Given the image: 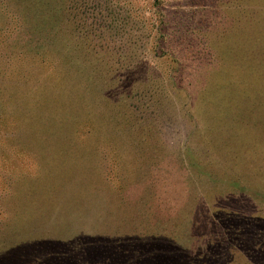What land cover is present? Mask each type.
<instances>
[{"label": "rangeland", "instance_id": "rangeland-1", "mask_svg": "<svg viewBox=\"0 0 264 264\" xmlns=\"http://www.w3.org/2000/svg\"><path fill=\"white\" fill-rule=\"evenodd\" d=\"M0 264H264V0H0Z\"/></svg>", "mask_w": 264, "mask_h": 264}]
</instances>
